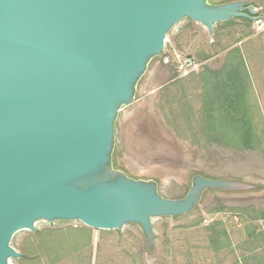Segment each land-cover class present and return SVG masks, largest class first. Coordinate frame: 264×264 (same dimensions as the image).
Masks as SVG:
<instances>
[{"label":"water","instance_id":"1","mask_svg":"<svg viewBox=\"0 0 264 264\" xmlns=\"http://www.w3.org/2000/svg\"><path fill=\"white\" fill-rule=\"evenodd\" d=\"M250 0H0V264L39 222H79L102 231L138 226L150 250L153 220L197 210L208 192L259 188L191 174L179 199L157 178L116 165V125L135 103L171 32L190 20L255 23Z\"/></svg>","mask_w":264,"mask_h":264},{"label":"rangeland","instance_id":"2","mask_svg":"<svg viewBox=\"0 0 264 264\" xmlns=\"http://www.w3.org/2000/svg\"><path fill=\"white\" fill-rule=\"evenodd\" d=\"M250 4L264 22V0ZM188 59L196 70L181 77L177 67ZM231 78L235 90L229 95L236 103L229 116L236 122L221 130L237 131V138L224 140L204 118L225 117L221 93L223 81ZM116 147L117 167L133 178H157L165 198L185 196L191 174L259 188L208 192L194 212L154 219L150 250L138 226L102 231L79 222H39L36 232L14 236L11 245L20 253L26 250L28 259L11 264H264V28L236 19L217 24L210 37L190 20L178 25L141 81L135 103L120 113ZM55 238L63 246L52 253L49 239Z\"/></svg>","mask_w":264,"mask_h":264},{"label":"trees","instance_id":"3","mask_svg":"<svg viewBox=\"0 0 264 264\" xmlns=\"http://www.w3.org/2000/svg\"><path fill=\"white\" fill-rule=\"evenodd\" d=\"M247 21V20H246ZM233 53H235V54H238V50L236 51H234ZM229 79V78H228ZM228 79H225V81H223V83H224V87H225V91H222V95H224V104L226 105L225 106V108H224V110H225V114H224V118H220V119H218V118H216L215 116H210V115H208L206 118H204V122H206V125L209 127V126H212V125H216V127H217V129H218V131L220 130L221 131V133H220V135L223 137V139L224 140H227V139H236L237 138V131L235 132L234 130H232V129H227L225 132H223L222 130L225 128V126L226 127H232L234 124H235V122H236V120L234 119V117H231V116H229V114H231V107H230V105L232 104V103H236L235 101H232L231 100V95H229V92L230 91H232V90H235V88H234V83H233V79L231 78L230 80H228ZM244 84V86H242ZM245 85H246V81L244 80V82L243 83H241V87H245ZM239 86V87H240ZM228 88V89H227ZM237 96V95H236ZM237 99V98H236ZM213 102V101H212ZM215 102V101H214ZM242 104V103H241ZM229 110V111H228ZM240 110L242 111V112H244L245 111V109L244 108H240ZM223 117V116H222ZM244 117V116H243ZM245 120L246 119H241L240 120V126L241 127H243V126H245ZM242 121V122H241ZM222 129V130H221ZM233 131V132H232ZM78 232V234L80 233L82 236H84V237H86V239L88 238V236L86 235V234H84V232H82V231H77ZM43 238L44 239H47L48 238V236H43ZM50 241H49V243H50V248H51V250H50V252H59V246L61 247V246H63L62 245V241H60V240H58V238H55V239H49ZM42 243H43V241H42ZM54 252V253H55ZM22 254V257L21 258H23L24 260H27L28 259V252L25 250L23 253H21ZM261 254V253H260ZM260 254H257V255H260Z\"/></svg>","mask_w":264,"mask_h":264},{"label":"built area","instance_id":"4","mask_svg":"<svg viewBox=\"0 0 264 264\" xmlns=\"http://www.w3.org/2000/svg\"><path fill=\"white\" fill-rule=\"evenodd\" d=\"M256 28L257 30H263L264 28V22H262L260 19H258L255 22ZM196 70V66L195 64L192 63V60L188 59L186 62L181 63L178 67H177V72L181 77L187 76L188 74H190L191 72Z\"/></svg>","mask_w":264,"mask_h":264}]
</instances>
